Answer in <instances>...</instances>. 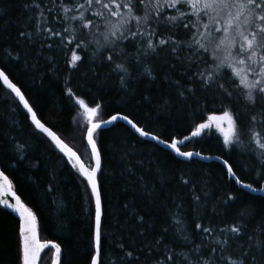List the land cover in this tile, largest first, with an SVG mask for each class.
<instances>
[{
  "label": "snow or ice",
  "instance_id": "snow-or-ice-1",
  "mask_svg": "<svg viewBox=\"0 0 264 264\" xmlns=\"http://www.w3.org/2000/svg\"><path fill=\"white\" fill-rule=\"evenodd\" d=\"M20 7L24 15L17 21L15 46L0 45V83L14 94L34 134L46 138L82 178L85 191L90 190L94 205V253L90 264H102L107 239L103 231V165L98 131L117 121L126 122L140 137L164 145L185 160L200 157L221 161L228 177L241 189L264 193V185L245 182L220 155L201 156L200 152L182 151L179 147L185 141L215 132L222 138L223 148L239 147L254 155L260 167L258 180L264 181V0H20ZM6 12V7H0V17ZM33 48L50 70L58 67L56 50L62 54L70 52V58L64 60L69 80L85 62L90 63L93 75L99 78L95 72L99 62L101 67L107 65L106 79L115 77L125 92L134 91V85L142 79H162L184 100L195 97L198 90L213 91V103L221 107L197 122L191 135L169 141L119 111L104 119V106L86 103L66 80L65 92L74 101L77 116L84 121L81 133L86 143L82 141L79 148H74L52 130L54 126H46L38 118L22 86L10 78L9 62L35 67L29 64ZM158 61L162 64L159 71ZM7 139L11 141L14 171L25 158L26 146L15 137ZM82 150L88 153V163L80 154ZM6 173L8 165H0V207L18 217V264H39L41 253L48 248L54 250L53 264H60L61 245L41 242L36 213L17 194L10 173ZM180 182L191 191L195 220L189 223L183 202L174 199L175 211L168 210L171 222L153 241L140 248L134 242L124 243L123 237L115 242L119 256L114 264H142V254L143 264H264V217L256 219L258 213L251 202L237 210L231 223L213 225L201 214V209L207 207L206 188L198 191L197 183L184 175ZM144 187L152 196L148 185ZM244 195L229 194L221 206L230 207L231 202H239ZM123 207L128 209L129 205ZM212 211L219 215L215 207ZM136 219L141 225L146 223L143 215L137 214Z\"/></svg>",
  "mask_w": 264,
  "mask_h": 264
},
{
  "label": "trees",
  "instance_id": "trees-1",
  "mask_svg": "<svg viewBox=\"0 0 264 264\" xmlns=\"http://www.w3.org/2000/svg\"><path fill=\"white\" fill-rule=\"evenodd\" d=\"M0 7L7 8L6 15L0 17V45L15 46L17 21L24 15L20 0H0ZM55 54L58 67L53 70L48 68L43 57L36 56L35 48L30 50L29 57V64L35 67L16 65L12 61L8 63V69L10 78L22 86V91L34 105L38 118L46 126H54L52 130L74 148H79L84 138L78 129L74 101L65 92L66 80L78 95L82 94L86 103L98 102L104 106V119L119 111L138 122V126L169 141L173 138L183 140L184 135H191L197 122L221 107L213 103V91L198 90L195 97L184 100L162 79L154 82L142 79L134 85V91L125 92L115 77L106 79L107 65L101 67L99 62L95 66L99 78L93 75L90 63L85 62L69 80L64 60L70 58L71 53L62 54L56 50ZM156 67L161 70L160 61ZM25 116L15 97L0 83V165H8L9 178L13 179L17 194L36 213L39 239L61 245L60 264H90L94 214L90 190L85 191L82 178L66 164V158L54 151L46 138L34 134ZM8 137H15L26 146L25 158L14 171L11 165L15 161L11 159ZM221 140L219 135L212 133L179 147L182 151L202 155H220L234 166L245 182L256 181L254 186L264 185V181L258 180L260 167L254 155L239 147L225 149ZM98 141L103 165L100 175L105 214L103 231L107 237L103 244L102 264L117 261L119 250L114 244L120 237L126 244L134 242L137 248L157 238L163 227L171 222L168 210L175 211L174 199L183 202L189 223L195 220L192 194L180 182L181 175L195 181L198 191L201 187L206 188L207 207L201 209L206 222L210 220L213 225L223 227L234 221L237 210L249 202L258 213L256 219L264 217V197L238 187L217 162L177 158L137 136L121 122L99 130ZM80 154L88 163V153L82 150ZM145 184L152 190V196L145 192ZM242 192L246 195L239 202H231L230 207L221 206L227 195ZM125 204L129 205L128 209L123 207ZM214 207L219 215L213 213ZM137 214L143 215L146 223L141 225L136 219ZM140 232L145 235L141 237ZM18 248V219L0 207V264H18ZM52 251L45 249L39 264H50Z\"/></svg>",
  "mask_w": 264,
  "mask_h": 264
},
{
  "label": "bare ground",
  "instance_id": "bare-ground-1",
  "mask_svg": "<svg viewBox=\"0 0 264 264\" xmlns=\"http://www.w3.org/2000/svg\"><path fill=\"white\" fill-rule=\"evenodd\" d=\"M2 84V83H1ZM7 89V88H6ZM13 96H14V94H12ZM18 102V101H17ZM19 103V102H18ZM21 108H22V106H21ZM23 109V108H22ZM24 111V110H23ZM25 112V111H24ZM25 114H26V112H25ZM111 117V116H110ZM109 117V118H110ZM108 119V118H107ZM30 121V120H29ZM117 122H121V123H123V124H125L133 133H135L133 130H132V128H131V126L130 125H128L126 122H124V121H117ZM108 126H110V125H108ZM107 126V127H108ZM104 128H106V127H104ZM103 129V128H102ZM136 134V133H135ZM137 135V134H136ZM138 136V135H137ZM140 137V136H139ZM142 138V137H141ZM144 139V138H143ZM149 141H151V142H153L154 144H156L157 146H159V147H161V148H163V149H165V150H167V151H169V152H171L174 156H176L177 158H180V159H184V158H182V157H179V156H177L171 149H169V148H167V147H165L164 145H160V144H157L155 141H152V140H150V139H148ZM85 143H86V141H85ZM90 151V150H89ZM193 152H195V151H193ZM62 155V154H61ZM201 156H211V155H202L201 154ZM211 157H215V156H211ZM193 159H196V160H199V161H213V162H217V163H219L224 169H225V171H226V173H227V170H226V167L224 166V164L221 162V161H218V160H216V159H201L200 157H193ZM223 160V159H222ZM238 187H239V185H237ZM244 191H247V190H245V189H243ZM252 194H257V195H261V196H263L264 197V193H260V192H256V193H252ZM51 242H53V241H51ZM56 243V242H55ZM53 250V249H52ZM62 254V253H61Z\"/></svg>",
  "mask_w": 264,
  "mask_h": 264
},
{
  "label": "rangeland",
  "instance_id": "rangeland-1",
  "mask_svg": "<svg viewBox=\"0 0 264 264\" xmlns=\"http://www.w3.org/2000/svg\"><path fill=\"white\" fill-rule=\"evenodd\" d=\"M77 124L79 125L78 129L81 130V129L83 128V126H84V121H83L81 118L78 117ZM213 133H215V132H213ZM215 134L218 135L217 133H215ZM206 135H207V134H206ZM84 142H85V141H84ZM185 142H187V141H185ZM185 142H184V143H185ZM184 143H183V144H184Z\"/></svg>",
  "mask_w": 264,
  "mask_h": 264
},
{
  "label": "water",
  "instance_id": "water-1",
  "mask_svg": "<svg viewBox=\"0 0 264 264\" xmlns=\"http://www.w3.org/2000/svg\"><path fill=\"white\" fill-rule=\"evenodd\" d=\"M134 132H135V130L134 129H132ZM136 133V132H135ZM138 136H139V134L138 133H136ZM227 170V169H226ZM2 208V207H1ZM4 209V208H3ZM6 210V209H5ZM7 212H9V213H11L14 217H16L17 219H18V217L14 214V213H12L10 210H6ZM19 231V230H18ZM41 242H45V241H41ZM93 253H94V249H93ZM53 254H54V250L52 251V260H51V263L50 264H53Z\"/></svg>",
  "mask_w": 264,
  "mask_h": 264
}]
</instances>
